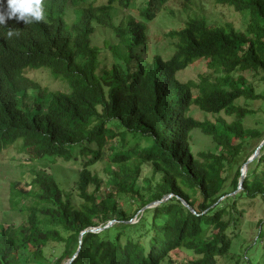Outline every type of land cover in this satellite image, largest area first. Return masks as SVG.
<instances>
[{
	"label": "trees",
	"instance_id": "1",
	"mask_svg": "<svg viewBox=\"0 0 264 264\" xmlns=\"http://www.w3.org/2000/svg\"><path fill=\"white\" fill-rule=\"evenodd\" d=\"M135 1L41 0L42 20L0 24V154L17 145L22 153L79 159L81 165L70 194L49 168L36 172L30 190L13 184L10 203L22 222L0 221V264H29L32 257L34 264H175L181 251L193 258L179 264H218L230 254L231 226L253 205L263 217L250 247L262 249L264 264V146L248 165L243 189L232 195L242 166L264 140V132L244 128L254 112L238 105L241 98L264 96L237 75L250 69L264 74V0H214L249 15L245 31L211 24L191 10L197 0H182L191 14L167 34L175 41L167 59L152 48L147 25L173 0H142L137 15L124 13L121 8ZM101 29L111 32L109 63L95 43ZM198 60L208 62L213 77L181 82L178 74ZM42 68L66 91L26 77ZM194 109L233 116L225 128L234 138L217 134L213 124L193 116ZM194 130L210 136L220 156L197 158ZM251 140L258 145L245 155ZM103 155L109 162L105 180L93 170ZM235 166L234 177L226 176ZM51 244L61 250L58 258L47 255ZM243 258L246 253L238 264Z\"/></svg>",
	"mask_w": 264,
	"mask_h": 264
},
{
	"label": "rangeland",
	"instance_id": "2",
	"mask_svg": "<svg viewBox=\"0 0 264 264\" xmlns=\"http://www.w3.org/2000/svg\"><path fill=\"white\" fill-rule=\"evenodd\" d=\"M141 2L142 0H136V4H133L131 8L121 9L124 13H130L132 9L133 14L137 15L138 10L135 9V6L137 7ZM185 9L182 0L169 1L164 5V9L158 18L147 25L150 44L152 48H156L163 58H170L175 52V41L169 38L167 34L171 30L179 29L185 25V22L191 14V11H184ZM122 10L121 13L123 14ZM191 10H193V12L195 10L198 16H204L211 24H230L240 31H245L249 22V15H240L227 6L216 4L214 0H197L196 7ZM107 40H112L111 32L104 29L99 30L95 37V43L98 44L101 49L102 60H106L109 63L112 62V54L105 48V41ZM237 75L243 76L248 81V84L255 88L256 94L258 93L264 96V74L260 70L250 69L243 72L237 71ZM26 76L30 80L51 90L66 91L67 89L65 84L60 80L53 79L46 69L29 71ZM178 76L181 82L194 81L199 83L202 77H213V71L208 67L207 61L198 60L188 69L179 73ZM238 105L254 112L253 115H248L243 120L244 128L258 129L264 132V101L241 98L238 101ZM192 114L198 120H206L213 124L217 134H228L234 138V134L230 133L225 128V124H231L233 122V116H228L225 113H221L220 115L205 114L198 109H194ZM140 142L142 145L145 144L142 140H140ZM135 143H137V141H134L132 145ZM191 145L193 153L201 160L204 158H202L200 154L211 153L220 156V150L216 148L215 141L200 130L193 131ZM257 145V140H251L246 147L245 155H250ZM107 154H109V152H107ZM108 163V156L103 155L101 161L93 167L94 172H97L104 180L107 178L105 170L108 167ZM42 168H49L52 173L55 174V178L60 182L61 186L70 194L71 190H73L74 182L77 180V177L73 175L79 172L81 165L79 159L66 162L62 159L38 158L31 150L22 153L17 145L0 154V221H2L4 226H8L12 223L20 225L22 222L20 214L18 211L12 210L10 203L13 184L20 183L27 190H30L32 188L30 185L31 181L35 177L36 172ZM112 168L115 169L116 164L112 165ZM236 169L237 166L231 169L226 176L233 178ZM146 172H151V170ZM105 188L106 186H101L99 191L105 192L107 195V190ZM95 189L96 188H91L90 192ZM262 217L263 213L257 209V205L247 208L246 218L235 222L230 228L228 235L229 237H233L230 254L218 264H238L240 258L244 256L245 253L246 258H243L241 264H261L262 249L258 246L250 247V245L256 239V230L259 229V221ZM51 246H55V244L50 245L47 255L55 254V257L58 258L61 250H52ZM191 258H193L192 252L181 251L174 261L175 264L185 263L186 260H190ZM32 261L34 263L36 262L33 257ZM33 262L29 264H34ZM42 264H48V262L43 261Z\"/></svg>",
	"mask_w": 264,
	"mask_h": 264
},
{
	"label": "clouds",
	"instance_id": "3",
	"mask_svg": "<svg viewBox=\"0 0 264 264\" xmlns=\"http://www.w3.org/2000/svg\"><path fill=\"white\" fill-rule=\"evenodd\" d=\"M2 2L4 9L3 11H0V24L5 23L6 20L12 19H15L17 22L22 21L23 24H30L43 19L41 0H2ZM72 11L74 12V9L68 11V17L73 14ZM6 35L11 37L14 35V31L9 29ZM70 261L72 262V260Z\"/></svg>",
	"mask_w": 264,
	"mask_h": 264
},
{
	"label": "water",
	"instance_id": "4",
	"mask_svg": "<svg viewBox=\"0 0 264 264\" xmlns=\"http://www.w3.org/2000/svg\"><path fill=\"white\" fill-rule=\"evenodd\" d=\"M264 146V140L260 143V145L258 146V148L256 149V151L254 152V154L249 158V160L243 165V167L241 168V177H240V181H239V186H238V189L232 194H236L238 193L239 191H241L243 189V183H244V180L246 178V175H247V171H248V165L253 162L256 158L259 157L260 155V151L262 149V147ZM172 197V195H168V196H165L161 201H155L149 205H147L145 208H143L141 211H144L145 209L147 208H151L153 207L154 205H159L161 204L162 202H165L167 200H169L170 198ZM222 200V199H221ZM183 204L188 207V204L186 202L183 201ZM115 223V221H111L108 225H106L105 227H98V228H92V229H88V230H84L82 233H81V237L86 233V232H99V231H102L110 226H112L113 224ZM71 261L68 263L70 264Z\"/></svg>",
	"mask_w": 264,
	"mask_h": 264
}]
</instances>
